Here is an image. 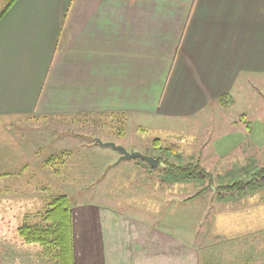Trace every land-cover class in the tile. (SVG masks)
Instances as JSON below:
<instances>
[{
  "label": "rangeland",
  "instance_id": "obj_1",
  "mask_svg": "<svg viewBox=\"0 0 264 264\" xmlns=\"http://www.w3.org/2000/svg\"><path fill=\"white\" fill-rule=\"evenodd\" d=\"M8 1L0 0V12ZM252 84L245 86L252 102L240 97L229 108L186 120L0 117V264L55 263L54 250L26 243L18 229L48 226L50 202L64 194L72 207L74 264L123 258L129 264H264V184L218 193L245 170L264 166V85ZM229 128L236 135L223 142ZM99 140L179 164L197 162L212 176L165 175L164 167L121 158ZM173 143L180 151L165 153ZM209 183L212 188L189 199Z\"/></svg>",
  "mask_w": 264,
  "mask_h": 264
},
{
  "label": "crops",
  "instance_id": "obj_2",
  "mask_svg": "<svg viewBox=\"0 0 264 264\" xmlns=\"http://www.w3.org/2000/svg\"><path fill=\"white\" fill-rule=\"evenodd\" d=\"M254 81L264 0H15L0 19V117L186 120Z\"/></svg>",
  "mask_w": 264,
  "mask_h": 264
},
{
  "label": "trees",
  "instance_id": "obj_3",
  "mask_svg": "<svg viewBox=\"0 0 264 264\" xmlns=\"http://www.w3.org/2000/svg\"><path fill=\"white\" fill-rule=\"evenodd\" d=\"M15 2V0H9L0 12V19L9 9V7ZM225 97L221 99L224 101ZM241 118H246L243 114ZM249 124V122H248ZM160 139L156 138L153 140L155 147L159 146ZM163 151L167 154H174L180 151L179 146L176 144L166 145ZM156 156V155H154ZM159 160L157 167H164L165 175L175 176L178 174L183 179H211L212 174L200 166L199 163L188 162L186 164H179L175 161H170L168 159H161V157L156 156ZM164 162V164H163ZM156 167L149 165V169L154 170ZM244 171V170H243ZM241 179H236L232 183L221 185L218 193L221 194H234L235 191H244L248 188L253 189V185L258 183L259 186L264 184V166L254 167L251 170H245ZM178 178V177H177ZM180 178V177H179ZM251 185V186H250ZM212 184L202 187L201 190L197 191L194 195L189 197V199H194L201 196L208 189L212 188ZM243 189V190H241ZM45 218L49 223L46 227L39 226H23L19 232L24 236V241L26 243H38L49 247L54 250L55 263L54 264H74V249H73V227H72V207L71 201L67 195H60L54 198L50 202V208L45 213ZM2 246H0V261L1 252L3 251Z\"/></svg>",
  "mask_w": 264,
  "mask_h": 264
},
{
  "label": "water",
  "instance_id": "obj_4",
  "mask_svg": "<svg viewBox=\"0 0 264 264\" xmlns=\"http://www.w3.org/2000/svg\"><path fill=\"white\" fill-rule=\"evenodd\" d=\"M99 142H101L99 140ZM102 143V142H101ZM105 145H111L113 146L115 149H117L120 153H121V158H142L148 161V163L152 166H157L159 163L158 158L152 156V155H148V154H144L142 152L139 151H128L123 145L121 144H116L113 142H105L102 143Z\"/></svg>",
  "mask_w": 264,
  "mask_h": 264
}]
</instances>
